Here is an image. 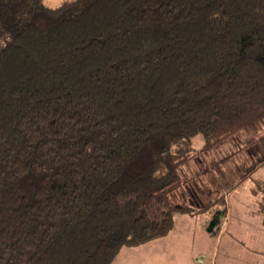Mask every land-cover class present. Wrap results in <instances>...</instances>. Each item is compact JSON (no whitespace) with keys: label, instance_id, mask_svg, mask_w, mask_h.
Returning a JSON list of instances; mask_svg holds the SVG:
<instances>
[{"label":"trees","instance_id":"trees-1","mask_svg":"<svg viewBox=\"0 0 264 264\" xmlns=\"http://www.w3.org/2000/svg\"><path fill=\"white\" fill-rule=\"evenodd\" d=\"M236 134L254 159L186 186ZM263 165L264 0H0V264H112Z\"/></svg>","mask_w":264,"mask_h":264},{"label":"rangeland","instance_id":"rangeland-1","mask_svg":"<svg viewBox=\"0 0 264 264\" xmlns=\"http://www.w3.org/2000/svg\"><path fill=\"white\" fill-rule=\"evenodd\" d=\"M43 1L48 6H55L63 0ZM193 141V158L188 167H181L180 175L186 186L193 187L196 182L207 196L214 193L210 178L213 174L217 175L211 162L216 161L225 173L235 175L236 166L248 165L254 159L252 150L247 147L250 137L245 134H236L225 139L209 152H200L201 136H195ZM254 179H264V165L252 177L242 181L239 187L225 194V212L221 211V205H217L213 211L195 216L176 212L169 233L152 239L155 245L144 252L129 256L124 254V249L135 247L122 248L112 264H204L206 260L205 264H220L221 253L224 254L226 264H264V226L260 222V216L256 214L255 196L249 191ZM213 217L219 220L208 231ZM240 241L243 242L242 245ZM244 244L251 252H245L247 248L243 247ZM215 249L218 250L219 260L214 258ZM151 253L153 256L156 253L163 256L154 259L147 255ZM253 253H258L259 257ZM196 254L199 256L195 257Z\"/></svg>","mask_w":264,"mask_h":264},{"label":"crops","instance_id":"crops-1","mask_svg":"<svg viewBox=\"0 0 264 264\" xmlns=\"http://www.w3.org/2000/svg\"><path fill=\"white\" fill-rule=\"evenodd\" d=\"M256 202V201H255ZM255 206H257L256 204H255ZM257 211H258V206H257ZM257 211H256V214L258 215V216H260V222L263 224V226H264V217L261 215V213L258 211V213H257ZM227 213V212H226ZM226 213H225V215H226ZM224 220H225V216H224V218H223ZM224 220H223V222H224ZM222 222V223H223ZM153 240H151V241H149V242H146V243H143V244H141L139 247H135V248H128V249H124L125 251H124V254H126V255H131V254H134V253H140V251H142V252H144V251H146L147 249H150L151 248V246L152 245H155L153 242H152ZM240 243H241V245L243 244V242L242 241H240ZM243 247H245V248H247V250L245 251V252H251V250L249 249V247H246L245 246V244L243 245ZM217 249H215V252H214V255H215V253H216V255H215V259H217V260H219L218 259V253H217ZM157 254V255H156ZM156 254H154V256H153V254L151 253V254H147V255H151V256H153L154 257V259L155 258H160L161 256H163V255H161V254H158V253H156ZM255 256H257V257H259V254L258 253H253ZM199 255L198 254H196V256L195 257H198ZM157 262V261H156ZM207 262V260L206 261H204V264ZM193 263H196V261L195 262H193ZM227 263V261L224 259V254H220V264H226ZM247 263V262H246ZM186 264H188V263H186ZM248 264V263H247ZM257 264H258V262H257Z\"/></svg>","mask_w":264,"mask_h":264},{"label":"water","instance_id":"water-1","mask_svg":"<svg viewBox=\"0 0 264 264\" xmlns=\"http://www.w3.org/2000/svg\"><path fill=\"white\" fill-rule=\"evenodd\" d=\"M220 216H222V212L220 213ZM218 218L213 217L209 226H208V231L212 230V228L216 225V223L218 222Z\"/></svg>","mask_w":264,"mask_h":264}]
</instances>
